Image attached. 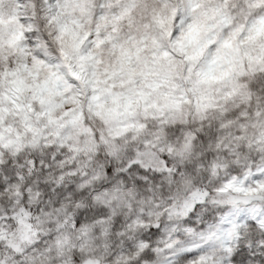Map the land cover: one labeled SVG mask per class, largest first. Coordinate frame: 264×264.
Instances as JSON below:
<instances>
[{
	"label": "clouds",
	"instance_id": "9594fccd",
	"mask_svg": "<svg viewBox=\"0 0 264 264\" xmlns=\"http://www.w3.org/2000/svg\"><path fill=\"white\" fill-rule=\"evenodd\" d=\"M0 264H264V0H0Z\"/></svg>",
	"mask_w": 264,
	"mask_h": 264
}]
</instances>
